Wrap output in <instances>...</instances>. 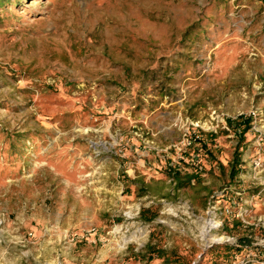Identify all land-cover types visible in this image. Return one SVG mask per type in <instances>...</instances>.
<instances>
[{"label":"rangeland","instance_id":"374dc122","mask_svg":"<svg viewBox=\"0 0 264 264\" xmlns=\"http://www.w3.org/2000/svg\"><path fill=\"white\" fill-rule=\"evenodd\" d=\"M0 133V264H264L261 0L0 11ZM175 170L195 186L163 198Z\"/></svg>","mask_w":264,"mask_h":264},{"label":"trees","instance_id":"16d2710c","mask_svg":"<svg viewBox=\"0 0 264 264\" xmlns=\"http://www.w3.org/2000/svg\"><path fill=\"white\" fill-rule=\"evenodd\" d=\"M28 0H0V11H7L9 8L11 7H22L24 5V2H26ZM262 2H264V0H261ZM198 36V35H197ZM251 123V119L250 118H243L240 117L239 120L230 122L231 126L234 127H243V132L246 131V129L249 127ZM1 134V133H0ZM27 138L25 134H17L15 135L14 133H5V143H4V149L2 150L3 153L7 152L10 155L17 157V158H22L23 157V152H22V147L21 145H26L25 142L21 141L24 140L26 141ZM240 164L239 160L234 159L230 166H231V171L230 174L235 177L238 173L239 170L237 168V166ZM171 175L173 177V181L175 182V184L172 186L173 187V191L174 194H172L171 191L167 192L165 195H163V198H171L173 195H177L178 191L180 189L183 188H190V187H194L195 184H192V179L195 178L194 175L186 173V174H182V172L180 170H175L171 172ZM134 184H138L140 185V189H144L141 192V195H144L145 193H147V188L145 187L144 183H140V182H133ZM201 183H197L196 186H199ZM200 187V186H199ZM200 190H204L205 188L202 186L200 187ZM158 210H153L152 208H144L141 211V215L144 219H146V221H151L154 220L155 217L157 216V212ZM238 224V222H233V225L236 226ZM242 239H246V237H243ZM244 241V240H242ZM245 242H240V244L242 245L241 247L244 246ZM240 249V248H237ZM260 251H264V248L259 247L258 248ZM224 250H226V256L228 257V255L230 254L232 248L226 244L224 246ZM145 252H141L144 256L145 253H149V261H152L154 258H162L166 255V250L161 248L160 246H153L151 242H149L145 248H144ZM166 264H173L174 263V259L176 258V256H166ZM178 257V256H177ZM244 264H255L250 262V260L246 261Z\"/></svg>","mask_w":264,"mask_h":264},{"label":"built area","instance_id":"2783aa9c","mask_svg":"<svg viewBox=\"0 0 264 264\" xmlns=\"http://www.w3.org/2000/svg\"><path fill=\"white\" fill-rule=\"evenodd\" d=\"M192 143V142H191Z\"/></svg>","mask_w":264,"mask_h":264}]
</instances>
